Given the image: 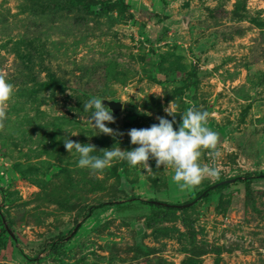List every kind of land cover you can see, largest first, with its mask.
<instances>
[{"label": "rangeland", "instance_id": "obj_1", "mask_svg": "<svg viewBox=\"0 0 264 264\" xmlns=\"http://www.w3.org/2000/svg\"><path fill=\"white\" fill-rule=\"evenodd\" d=\"M0 74V264H264V0H0ZM93 96L123 103L124 135H97ZM172 101L174 128L192 107L219 136L201 157L219 175L190 190L154 159L98 175L64 148L130 150Z\"/></svg>", "mask_w": 264, "mask_h": 264}, {"label": "clouds", "instance_id": "obj_2", "mask_svg": "<svg viewBox=\"0 0 264 264\" xmlns=\"http://www.w3.org/2000/svg\"><path fill=\"white\" fill-rule=\"evenodd\" d=\"M14 89V84L5 75L0 74V128L4 126L6 108ZM104 100L106 99L100 96H93L87 100L84 108L90 110V114L86 119L98 130L97 135L104 134L115 139L124 133L107 126L115 123V117L112 110L102 104ZM177 107L172 101L164 108V112L172 117L171 120L161 116L157 118L158 123L147 128L128 130L130 144L136 146L130 150H122L117 140L111 148L97 151L95 145L73 141L70 136L64 139V148L68 153L74 151L78 155V167L98 175L120 162H126L132 167L140 166L144 172H152L148 164L151 158L155 160L157 168L161 165L164 168L171 167L174 170L173 181L181 190H190L206 177L219 175L216 167L201 162L204 150H207V154L213 160L220 157L221 153L217 149L219 136L208 125L209 113L192 107L184 111L180 124L174 128ZM98 152H102V155H97Z\"/></svg>", "mask_w": 264, "mask_h": 264}, {"label": "water", "instance_id": "obj_3", "mask_svg": "<svg viewBox=\"0 0 264 264\" xmlns=\"http://www.w3.org/2000/svg\"><path fill=\"white\" fill-rule=\"evenodd\" d=\"M104 99H106V98H104ZM102 104L108 106L112 110L113 115L119 114L122 111V109H123V103L121 101H117V100H108V99H106V100L102 101ZM232 181L233 180H231V179L230 180L220 181V182L214 184L213 186H211L209 188V190H212V189H214V188H216L218 186H221V185H223L225 183H230ZM204 195H205V193L201 194V196H204Z\"/></svg>", "mask_w": 264, "mask_h": 264}, {"label": "trees", "instance_id": "obj_4", "mask_svg": "<svg viewBox=\"0 0 264 264\" xmlns=\"http://www.w3.org/2000/svg\"><path fill=\"white\" fill-rule=\"evenodd\" d=\"M250 179H251V178H247V181H246V183H245L246 186L249 185V183H250V181H251ZM235 181H238V179H236ZM218 182H220V181H218ZM218 182H217V183H218ZM228 185H229L228 183H225V184L219 186V188H225V187H227ZM202 193H205V195H207V194L209 193V188H206V189H204L203 191H201V192L199 193V195H201ZM109 204H111V203H108V205H109ZM100 206H106V205L101 204ZM175 208H176V206L171 207V209H175Z\"/></svg>", "mask_w": 264, "mask_h": 264}]
</instances>
